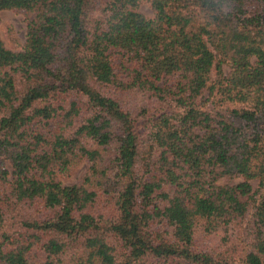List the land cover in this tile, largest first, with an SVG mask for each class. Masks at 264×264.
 Wrapping results in <instances>:
<instances>
[{
	"label": "trees",
	"instance_id": "16d2710c",
	"mask_svg": "<svg viewBox=\"0 0 264 264\" xmlns=\"http://www.w3.org/2000/svg\"><path fill=\"white\" fill-rule=\"evenodd\" d=\"M149 3L0 0V264H264V0Z\"/></svg>",
	"mask_w": 264,
	"mask_h": 264
},
{
	"label": "rangeland",
	"instance_id": "374dc122",
	"mask_svg": "<svg viewBox=\"0 0 264 264\" xmlns=\"http://www.w3.org/2000/svg\"><path fill=\"white\" fill-rule=\"evenodd\" d=\"M96 9L102 7L99 2L95 5ZM138 9L147 17L153 16V10L149 0H139ZM32 18V14L26 13L24 10L5 9L0 11V36L6 47L13 51L22 49L26 39L27 21ZM225 73L228 72V67L224 66ZM88 164L84 161L75 167L70 175L65 178H59L63 185H78L80 184ZM238 179L222 178L218 181L219 184L235 183ZM252 187L255 188L257 182L251 181Z\"/></svg>",
	"mask_w": 264,
	"mask_h": 264
}]
</instances>
